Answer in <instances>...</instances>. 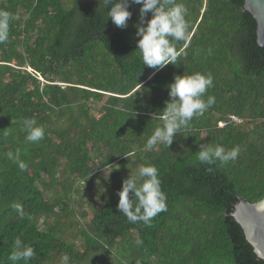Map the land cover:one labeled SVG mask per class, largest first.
<instances>
[{
  "label": "trees",
  "instance_id": "16d2710c",
  "mask_svg": "<svg viewBox=\"0 0 264 264\" xmlns=\"http://www.w3.org/2000/svg\"><path fill=\"white\" fill-rule=\"evenodd\" d=\"M177 2L190 40L174 42L184 49L177 65L153 69L137 51L140 5L119 28L100 0H0V12L14 17L0 44V264H13L17 237L36 253L17 264H60L63 255L69 264H264L232 215L238 196L264 198L257 23L244 0ZM196 72L212 74L203 98L215 104L169 147L144 151L162 124L168 85ZM25 118L44 128L42 141H26ZM201 144L240 153L227 164H202ZM17 149L24 171L6 156ZM141 165L158 169L167 196L151 227L117 209L123 180ZM104 170L112 171L108 179ZM85 182L94 185L90 199Z\"/></svg>",
  "mask_w": 264,
  "mask_h": 264
},
{
  "label": "clouds",
  "instance_id": "9594fccd",
  "mask_svg": "<svg viewBox=\"0 0 264 264\" xmlns=\"http://www.w3.org/2000/svg\"><path fill=\"white\" fill-rule=\"evenodd\" d=\"M101 4L105 7L107 19L111 18L119 28H127L132 16L129 10L131 5H140V23L136 25V35L140 37L137 51L143 65L153 69H162L169 64L177 65L184 49L177 50L174 42L190 40L189 24L185 19L187 10L182 3H178L177 0H100ZM149 13L151 19L146 20ZM13 18L7 12H0V44L7 41L8 22ZM211 87H213L211 73L176 75L174 82L168 85L170 102H166V106L159 114L162 124L156 127L147 139L144 151L152 150L161 143L169 147L173 143L175 134L188 130L194 118L202 117L215 104L214 96H208L207 100L203 98ZM21 123V130L26 133L25 139L28 143L35 144L44 139L45 130L37 125L35 118H25ZM239 153V146L226 149L220 144L216 146L201 144L196 160L208 165L217 162L227 164L235 160ZM130 155L132 153H127L125 156L128 158ZM6 156L21 171L26 170L27 164L21 159L19 149L15 153L8 151ZM110 166L106 165L105 170ZM111 172L105 176V179H108ZM118 196L117 209L130 223L142 222L145 226L151 227L152 220L167 211V196L162 190L158 169L153 165H141L134 175L130 174L129 178L124 179ZM14 207L23 217L22 205L16 204ZM140 243L141 241H137V244ZM35 254L32 246L25 245L17 237L8 259L13 264H17L21 260L30 261ZM60 264H69V256L63 255Z\"/></svg>",
  "mask_w": 264,
  "mask_h": 264
},
{
  "label": "water",
  "instance_id": "95a60500",
  "mask_svg": "<svg viewBox=\"0 0 264 264\" xmlns=\"http://www.w3.org/2000/svg\"><path fill=\"white\" fill-rule=\"evenodd\" d=\"M244 11L252 14L257 23V44L264 49V0H244ZM238 198L233 217L244 231L259 259L264 260V198L251 203Z\"/></svg>",
  "mask_w": 264,
  "mask_h": 264
},
{
  "label": "rangeland",
  "instance_id": "374dc122",
  "mask_svg": "<svg viewBox=\"0 0 264 264\" xmlns=\"http://www.w3.org/2000/svg\"><path fill=\"white\" fill-rule=\"evenodd\" d=\"M106 176H107V174H106ZM94 182L96 183L98 181L94 180ZM89 183L90 182H87V183L85 182V184L82 187V192L86 196L85 197L86 199H90L92 197V194H93V191H94V185L93 184L92 185L91 184L89 185Z\"/></svg>",
  "mask_w": 264,
  "mask_h": 264
},
{
  "label": "built area",
  "instance_id": "2783aa9c",
  "mask_svg": "<svg viewBox=\"0 0 264 264\" xmlns=\"http://www.w3.org/2000/svg\"><path fill=\"white\" fill-rule=\"evenodd\" d=\"M232 121H235V122H237V121H239V119L237 118V117H235V116H231V117H229ZM225 125V123H222V125ZM223 125V126H224Z\"/></svg>",
  "mask_w": 264,
  "mask_h": 264
}]
</instances>
